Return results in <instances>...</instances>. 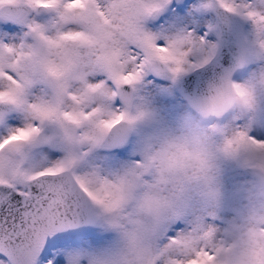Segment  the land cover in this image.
<instances>
[{"label":"snow or ice","instance_id":"obj_1","mask_svg":"<svg viewBox=\"0 0 264 264\" xmlns=\"http://www.w3.org/2000/svg\"><path fill=\"white\" fill-rule=\"evenodd\" d=\"M171 0H0V264H215L218 241L212 229L169 232L176 216L177 176L183 154L144 153L117 171L90 161V153L122 121L143 113L107 112L96 106L147 66H163L174 77L207 63L190 57L204 42L190 32H154L146 22ZM228 12L239 11L221 0ZM51 14L48 23L31 13ZM264 26V16L247 12ZM152 27H155L153 25ZM95 74L103 79L93 80ZM113 85L115 90H113ZM253 85L220 79L215 108L251 111ZM264 150L244 131L226 141ZM172 187H169V186ZM264 264V254H258Z\"/></svg>","mask_w":264,"mask_h":264},{"label":"rangeland","instance_id":"obj_2","mask_svg":"<svg viewBox=\"0 0 264 264\" xmlns=\"http://www.w3.org/2000/svg\"><path fill=\"white\" fill-rule=\"evenodd\" d=\"M225 2L239 9L235 12L244 22L243 31L246 41L244 65L231 76V80L253 85L258 77L264 75V26L249 19L246 13L251 11L264 16V0H225ZM214 3L221 4V0H171L164 12L146 22V27L151 31L165 34L185 31L201 38L204 42L203 53L190 57V63H197L202 55L206 56L209 51L212 52L216 45V22L212 12ZM30 15L40 23H48L51 20V14L47 12L41 11ZM153 25L155 27H152ZM12 27L16 29L15 32L4 35L0 31V38L16 37L24 31L20 24ZM149 69L147 66L140 78L131 84L134 88L133 101L128 106L123 105L117 94L111 99H99L95 102L96 106L107 112L143 113L139 120L129 125L131 130L125 144L116 148L96 147L92 150L90 161L105 170H122L139 160L152 141L161 134L174 131L180 118L191 110V106L183 96L174 90L173 82L176 76L174 77L170 72L169 76L164 78L153 76ZM103 78V74H95L91 77L93 80ZM160 85L163 88L158 87ZM114 87L113 85V90ZM255 97L256 103L251 111L244 110L238 116L232 115L226 118L221 125L225 132L235 128L244 131L252 139L264 141V88L256 87ZM249 159L247 153L219 157L217 174L214 178L217 197L214 200L204 197L199 187L185 189L177 197V214L166 225L160 239L165 240L169 232L176 230L177 225L180 226V231L189 228L212 229L218 241L231 238L251 212L255 173Z\"/></svg>","mask_w":264,"mask_h":264},{"label":"clouds","instance_id":"obj_3","mask_svg":"<svg viewBox=\"0 0 264 264\" xmlns=\"http://www.w3.org/2000/svg\"><path fill=\"white\" fill-rule=\"evenodd\" d=\"M219 84L220 79L210 83L192 101L191 110L180 118L174 131L161 134L144 153L184 155L186 168L169 169L167 173L179 178L174 193H171L176 204L177 197L192 187H199L204 197L214 200L218 195L214 182L218 158L247 153L255 173L251 212L236 233L216 250L215 264H259L257 256L264 254V150L243 145L235 151L227 149L226 141L233 138L237 130L232 128L225 132L221 125L227 117L238 116L244 110L239 106L224 111L215 108L214 98ZM239 84L246 85L242 82ZM127 114L137 116L139 113ZM126 125L124 121L119 124L120 127Z\"/></svg>","mask_w":264,"mask_h":264},{"label":"water","instance_id":"obj_4","mask_svg":"<svg viewBox=\"0 0 264 264\" xmlns=\"http://www.w3.org/2000/svg\"><path fill=\"white\" fill-rule=\"evenodd\" d=\"M216 22V45L207 57V63L200 67L192 68L174 78L173 85L177 92L183 95L184 100L191 106L192 101L198 97L212 82L221 79L226 73L230 78L244 65L245 44L243 24L237 12H228L221 4L212 5ZM149 71L154 76L168 77L169 71L163 66H149ZM115 88V87H114ZM132 85H123L116 91L123 105L128 106L133 101ZM130 126L126 125L113 129L97 147L116 148L128 140Z\"/></svg>","mask_w":264,"mask_h":264},{"label":"bare ground","instance_id":"obj_5","mask_svg":"<svg viewBox=\"0 0 264 264\" xmlns=\"http://www.w3.org/2000/svg\"><path fill=\"white\" fill-rule=\"evenodd\" d=\"M31 18L35 19V18L32 17V16H31ZM13 25H15V24H13ZM0 31H2V33H3L4 35L8 34V30H7L6 28H0ZM157 82H158V81H157ZM161 83H162V82H161ZM158 84H159V83H158ZM163 85H164V84H163ZM161 86H162V85H160V86H158V87L161 88ZM164 86H165V85H164ZM155 87H157V86L155 85ZM162 88H163V86H162ZM167 88H168V87H167ZM155 89H156V88H155ZM157 90H158V89H157ZM157 90H156V91H157ZM161 90H162V89H161ZM160 93H161V92H160ZM160 93H159V94H160ZM178 93H179V92H178ZM180 95H181V94H180ZM182 96H183V95H182ZM183 98H184V97H183Z\"/></svg>","mask_w":264,"mask_h":264}]
</instances>
